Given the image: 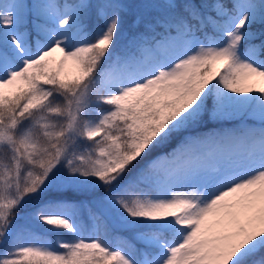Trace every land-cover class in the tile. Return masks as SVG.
I'll return each instance as SVG.
<instances>
[{"label":"snow or ice","instance_id":"6c2138e0","mask_svg":"<svg viewBox=\"0 0 264 264\" xmlns=\"http://www.w3.org/2000/svg\"><path fill=\"white\" fill-rule=\"evenodd\" d=\"M0 264H264V0H0Z\"/></svg>","mask_w":264,"mask_h":264}]
</instances>
